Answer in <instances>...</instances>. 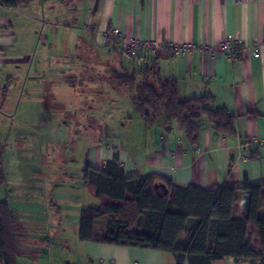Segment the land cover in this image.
Returning a JSON list of instances; mask_svg holds the SVG:
<instances>
[{
	"label": "crops",
	"instance_id": "1",
	"mask_svg": "<svg viewBox=\"0 0 264 264\" xmlns=\"http://www.w3.org/2000/svg\"><path fill=\"white\" fill-rule=\"evenodd\" d=\"M45 2L34 0L16 7L0 4V138L10 137L8 132L16 115L27 113L28 99L34 98L36 106L41 107L44 97L49 107H59V56L49 54L57 49L49 34L57 37L59 29H67L69 46L63 41L67 54H77L84 60L92 57L97 62L119 56L117 50L111 49L121 48L120 43L109 41L105 35L117 29L125 39L162 45L154 52L144 47L138 49L132 57L128 56V65L157 63L161 76L177 81L181 96L212 95L217 106L227 108L235 116V135L225 137L206 126L194 144L176 125L170 131L158 126L145 127L139 117L133 121L134 115L129 114L130 96L120 95L109 83L110 64L90 72L77 69L75 72L91 76L88 84L94 86L99 82V86L109 89L110 98L103 101L108 110L102 114L107 118L118 115V123L125 130L121 138L113 137L117 142L108 136L104 144L94 140L88 145L85 163L101 168L116 156L126 176L157 174L179 187H234L235 208L242 199L240 188L264 183V0H86L84 17L64 23L58 20L59 0L47 6ZM47 26L52 30L46 36ZM224 39L232 43L234 51L230 54L221 46ZM170 44H183L189 50L176 54L166 46ZM255 47L259 49L258 55L253 52ZM121 62L119 56L115 68ZM96 96L90 100H96ZM5 122L8 132L1 131ZM82 123L86 131L95 128L88 124L89 119ZM134 124L136 127H132ZM105 131L103 128L101 134ZM18 139V147L29 148L28 143ZM13 190L11 203L24 214L31 211L27 204L42 202L49 207L59 203L54 198H44L40 191L15 186ZM41 195V199L37 198ZM93 202L92 197L89 203ZM81 208L66 214L65 228L53 210L41 218L45 228L39 225L35 237L28 234L18 264H176L166 252L79 241ZM105 225V218L96 221L99 235L104 233ZM248 236L256 244L250 230ZM210 264L256 263L224 258Z\"/></svg>",
	"mask_w": 264,
	"mask_h": 264
},
{
	"label": "trees",
	"instance_id": "2",
	"mask_svg": "<svg viewBox=\"0 0 264 264\" xmlns=\"http://www.w3.org/2000/svg\"><path fill=\"white\" fill-rule=\"evenodd\" d=\"M32 1L0 0V4L16 7ZM111 50H119L122 60L123 55L132 57L120 47ZM133 63L124 61L111 68L108 81L113 88L129 90L130 103L145 127L170 131L176 125L194 144L206 126L225 137L235 135V116L217 106L212 95L181 96L177 81L161 76L157 63ZM3 157L0 147V189L5 183ZM80 181L95 201L80 209L77 237L81 242L166 252L176 264H210L224 258L264 264V183L240 188L242 199L235 208L234 187H179L157 174L126 176L116 156L101 168L84 164ZM14 192L8 188L0 197V264H18L29 231H37L40 225L32 222L35 210L28 213L32 225L22 221L26 215L11 203ZM103 218L106 225L99 235L95 224Z\"/></svg>",
	"mask_w": 264,
	"mask_h": 264
},
{
	"label": "rangeland",
	"instance_id": "3",
	"mask_svg": "<svg viewBox=\"0 0 264 264\" xmlns=\"http://www.w3.org/2000/svg\"><path fill=\"white\" fill-rule=\"evenodd\" d=\"M54 1L46 0L44 5H52ZM85 2L86 0H59V22L64 23L75 18H83L85 15V9H83ZM57 12L55 13L57 14ZM51 30L48 26L44 28V35L47 36ZM49 38H51L54 47L57 48L50 51L49 54L59 56V79H57L59 83L58 85L55 84L58 92L56 94L59 97V107L54 108L51 105L49 107L47 105L48 100L44 97L42 98L45 102L41 107L36 106L34 98L28 99L30 104H28L27 113L20 112L16 115L11 129H9L10 132L7 131L6 122L1 125V131L6 130L10 137L0 138L5 175V183L0 189V197L8 191V188L12 189L14 186L29 191H40L44 198H54V201L59 203H54L55 205L52 206L48 205L49 207L42 205V202L25 205L32 211H36L31 212L33 218L36 219L35 222H32L39 223L41 227L45 228L40 219L53 210L57 213L61 225L65 228L64 223H66V220L64 217L66 214H70L75 208L90 204L89 201L92 199V192L85 189L80 181L82 167L86 164L85 153L89 147L88 145H91L94 140H96L94 143L98 141L99 144H104L103 142L107 141V136L115 142L117 139H113V137L121 138L125 132L122 129L123 125L118 123L121 120L118 115L107 118L102 114V111L108 110V108L104 109L103 101L110 98V93L107 92L109 89L99 86V82L95 83L94 86L88 84L87 79L91 76L85 77L86 75L80 74L79 71L88 69V72H90L93 68L107 64H110L109 68H115L119 56H113L115 60L113 58L109 60L105 57V60L97 62L92 57L84 60L74 53L69 56L63 46L64 40L66 46H69L67 29H59L57 37L53 36L52 38V35L49 34ZM53 40H55V43ZM77 51L79 50L77 49ZM117 51L119 52V50ZM82 53L81 50V55ZM122 58L123 62L129 60L126 55H123ZM77 69L79 71L75 72ZM52 72L49 71V74H55ZM116 91L125 98L130 95L129 90L125 87H118ZM95 94L97 96L93 99L96 100L91 101V97ZM89 106L93 107L89 108ZM129 109H131L129 114H133L135 117L133 118L134 121L139 115L131 104ZM36 116L38 118H35ZM88 119L90 121L88 124L93 125L95 128L86 131L82 129L84 125L82 122H86ZM132 127H136V125L134 124ZM103 128H106V131L101 134ZM19 137L22 143L30 145L29 148L25 149L23 145L18 147ZM42 197V195L37 196L39 199ZM57 208H59V213ZM25 215L26 219L21 217L22 221L30 223L31 219H29L28 213ZM70 219L73 220V218ZM30 232L35 237L36 234L33 231Z\"/></svg>",
	"mask_w": 264,
	"mask_h": 264
},
{
	"label": "built area",
	"instance_id": "4",
	"mask_svg": "<svg viewBox=\"0 0 264 264\" xmlns=\"http://www.w3.org/2000/svg\"><path fill=\"white\" fill-rule=\"evenodd\" d=\"M105 35H106V38H108L109 40H116L117 42H119L122 50L126 54H129V55H134L138 51V49L143 48V47L153 52L162 47L160 43H155L153 41L141 42V41H138L136 39H131V38L125 39V37H123L117 29H113L111 32L105 33ZM166 46L173 49L176 54H179V53L184 54L188 52L189 50L188 47L183 44L182 45L170 44ZM221 46L227 51L228 54L234 51L230 39H224L221 43ZM253 52L255 55H258L259 49L255 47L253 49Z\"/></svg>",
	"mask_w": 264,
	"mask_h": 264
}]
</instances>
